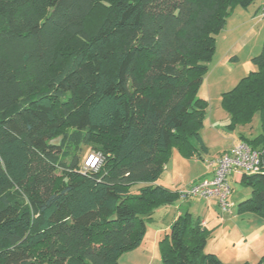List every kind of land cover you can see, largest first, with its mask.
Returning a JSON list of instances; mask_svg holds the SVG:
<instances>
[{"label":"trees","instance_id":"16d2710c","mask_svg":"<svg viewBox=\"0 0 264 264\" xmlns=\"http://www.w3.org/2000/svg\"><path fill=\"white\" fill-rule=\"evenodd\" d=\"M256 1L0 0V264H119L143 243L146 220L181 199L160 183L171 149L208 152L200 89L228 19ZM252 62L221 104L230 131L260 116L240 142L264 171V43ZM241 184L239 212L264 218V173ZM209 236L180 216L160 264H227Z\"/></svg>","mask_w":264,"mask_h":264},{"label":"rangeland","instance_id":"374dc122","mask_svg":"<svg viewBox=\"0 0 264 264\" xmlns=\"http://www.w3.org/2000/svg\"><path fill=\"white\" fill-rule=\"evenodd\" d=\"M206 90L205 86L200 89L199 93V97L202 99L205 96L208 102L201 136H203L202 139L207 144L205 145L211 147L210 157L213 158V156L217 155L220 147L228 146V141L219 132L225 130V132L229 131L230 133H234V131L228 130L231 118L222 107V100L214 96L212 98L209 97L208 94L206 95ZM226 116L228 118H225ZM237 131L240 134L247 135L249 138H255L262 132L260 116L255 115L249 127H238ZM197 142V140H194L195 146L203 159V155L206 156V154ZM55 143H58V141H55ZM91 152L90 149L83 148L80 154L81 166ZM210 161L212 159H208L207 162ZM191 163L192 159L185 158L177 147H173L167 160V167L161 176L160 183L170 187L172 186L173 188H180L179 186H182L183 180L186 183L187 180L196 177V174L202 173L204 166L201 162L199 164L201 170L196 171L195 169L194 171L188 172V166ZM175 180H178L180 185H174ZM230 187L232 188V193L230 195L231 199L229 200L235 203V207L232 209L234 214L219 212V216L221 215L224 221L220 222L218 219L211 220L208 227L210 232L209 242L205 251L206 253L218 255L227 264H264V260H262L264 257V218L253 212H239V205L244 202L245 194L251 193L250 188L233 181H230ZM192 200L195 199L193 198ZM195 201L199 202L198 199ZM199 206L202 211L194 216L196 219L200 216L203 217L207 211L204 209V205ZM168 224L169 221H167L165 215L159 216L157 213H154L151 220H146L147 231L143 243L134 250L125 253L120 258L119 264H160L158 244L161 239L171 233V229H165ZM261 261L263 262L260 263Z\"/></svg>","mask_w":264,"mask_h":264},{"label":"crops","instance_id":"0c3cea01","mask_svg":"<svg viewBox=\"0 0 264 264\" xmlns=\"http://www.w3.org/2000/svg\"><path fill=\"white\" fill-rule=\"evenodd\" d=\"M263 4L264 0H257L255 4L246 10L241 8L236 9L228 19L224 31L217 37L215 57L201 86V89L206 86V95L208 94L209 97L212 98L214 96L221 100L222 94L231 91L243 78L255 71V66L252 60L261 53L264 43V23H260L257 20V15ZM202 99L205 101L207 100L205 96ZM225 118H228V116ZM237 129L234 133H230L229 131L228 133L225 132V130H221L219 132L222 134L223 138L228 141V146L220 147L216 156H213V158L210 157L211 147L206 146L208 148V152H205L206 156L203 155V159L196 157L192 159L191 165L188 166V172L194 171L195 169L196 171L201 170V167L199 166L201 162L204 166L202 173L196 174V177L187 180L186 183L183 180V184H181L182 186H179L180 188H173L172 186L170 187L166 184L162 185L171 191L180 193L188 190L204 178L212 179L214 174L212 168H209L208 164H206L208 159H212V161H214L235 144L239 143L242 136L248 137L245 134L238 133ZM204 144H206L205 141ZM206 159L207 161L205 162ZM241 178L242 174L234 172L231 175L229 182L233 181L235 183H241ZM175 181L174 185H180L178 180ZM250 195V192L245 194L244 199L247 200ZM194 199L196 200V198ZM195 200H178L173 205L164 206L156 210L155 213L159 216L165 215L167 221H169V224L165 229H171L176 220L186 213H190L193 216L200 213L202 209L199 205H204V209L207 210L205 212L206 216L204 215L203 217H199L201 218L202 225H204L205 228L208 229L211 220L213 219H218L220 222L224 221V218L221 215L219 216V212H223L216 199L209 201L198 199L199 202ZM231 204L233 209L235 207V203L232 201ZM232 209L231 214L233 215L234 213ZM212 216L216 217L212 218Z\"/></svg>","mask_w":264,"mask_h":264},{"label":"built area","instance_id":"2783aa9c","mask_svg":"<svg viewBox=\"0 0 264 264\" xmlns=\"http://www.w3.org/2000/svg\"><path fill=\"white\" fill-rule=\"evenodd\" d=\"M257 20L264 23V4L260 8ZM101 159L100 154L91 153L85 161V171L97 170ZM207 164L213 170V178L202 180L188 190L182 191L180 200L196 198L209 201L216 199L222 212L228 214H231L232 209L229 200L232 193L229 182L231 175L234 172L239 174L264 173L260 154L243 142L235 144L227 152Z\"/></svg>","mask_w":264,"mask_h":264}]
</instances>
